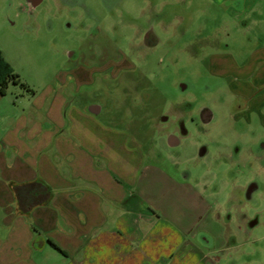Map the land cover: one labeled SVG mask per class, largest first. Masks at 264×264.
I'll list each match as a JSON object with an SVG mask.
<instances>
[{
    "label": "rangeland",
    "instance_id": "1",
    "mask_svg": "<svg viewBox=\"0 0 264 264\" xmlns=\"http://www.w3.org/2000/svg\"><path fill=\"white\" fill-rule=\"evenodd\" d=\"M263 38L264 0H0V51L12 71L36 95L64 92L71 111L101 106V123L142 141L158 169L147 187L163 221L210 240L215 264H264V155L248 166L236 159L239 144L224 134L236 105L227 107L207 62ZM82 68L91 84L73 83ZM203 107L214 114L204 125ZM252 181L259 188L248 201L242 188Z\"/></svg>",
    "mask_w": 264,
    "mask_h": 264
},
{
    "label": "crops",
    "instance_id": "2",
    "mask_svg": "<svg viewBox=\"0 0 264 264\" xmlns=\"http://www.w3.org/2000/svg\"><path fill=\"white\" fill-rule=\"evenodd\" d=\"M262 40L249 51L244 44L214 52L207 62L224 82L227 107L236 105L224 134L239 144L236 159L246 166L264 155ZM91 79V70L82 68L72 80L84 85ZM11 85L0 93V264L216 263L206 250L210 240L199 242L187 227L163 221L156 192L147 187L158 169L142 141L101 123L97 104L81 114L70 110L64 92L36 95L14 85L24 91L16 96L8 94ZM198 114L203 125L214 119L206 107ZM241 122L245 129L237 127ZM168 135L171 146L181 144ZM251 188L254 193L259 185L252 181L242 190ZM182 195L186 203L194 201L192 194Z\"/></svg>",
    "mask_w": 264,
    "mask_h": 264
},
{
    "label": "trees",
    "instance_id": "3",
    "mask_svg": "<svg viewBox=\"0 0 264 264\" xmlns=\"http://www.w3.org/2000/svg\"><path fill=\"white\" fill-rule=\"evenodd\" d=\"M9 84L19 85L25 91L31 92L29 87L22 83L20 77L12 71L10 65L5 61L0 51V93L2 95L6 93ZM52 245L57 249L54 244Z\"/></svg>",
    "mask_w": 264,
    "mask_h": 264
},
{
    "label": "flooded vegetation",
    "instance_id": "4",
    "mask_svg": "<svg viewBox=\"0 0 264 264\" xmlns=\"http://www.w3.org/2000/svg\"><path fill=\"white\" fill-rule=\"evenodd\" d=\"M28 1H29V3L32 4V6H36V5L40 4V0H28ZM95 110H97V108L94 107V111ZM202 116H203V118H205V114H203ZM252 194H254L252 188L248 189L247 193H246V197H247L246 199L250 200L252 198Z\"/></svg>",
    "mask_w": 264,
    "mask_h": 264
}]
</instances>
